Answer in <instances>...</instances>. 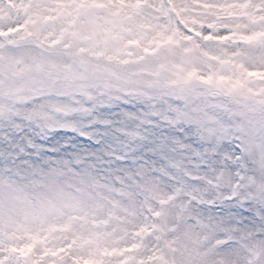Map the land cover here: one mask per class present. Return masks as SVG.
I'll return each instance as SVG.
<instances>
[{
    "label": "snow or ice",
    "instance_id": "6c2138e0",
    "mask_svg": "<svg viewBox=\"0 0 264 264\" xmlns=\"http://www.w3.org/2000/svg\"><path fill=\"white\" fill-rule=\"evenodd\" d=\"M0 264H264V0H0Z\"/></svg>",
    "mask_w": 264,
    "mask_h": 264
}]
</instances>
